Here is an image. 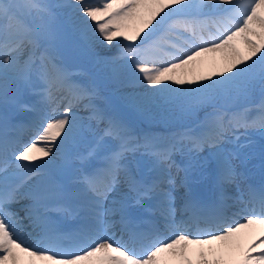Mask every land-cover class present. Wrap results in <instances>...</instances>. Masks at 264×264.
Wrapping results in <instances>:
<instances>
[{"label":"snow or ice","instance_id":"6c2138e0","mask_svg":"<svg viewBox=\"0 0 264 264\" xmlns=\"http://www.w3.org/2000/svg\"><path fill=\"white\" fill-rule=\"evenodd\" d=\"M57 16L110 79L132 89L134 107L210 110L167 137L136 134L96 108L94 86L56 62ZM113 46L114 55L101 54ZM25 88L34 99L17 104L31 118L6 121L0 136V264H264V185L248 186L246 201L225 191L237 177L233 160L252 155L243 151L250 130L264 138V0H0V102ZM257 89V105L230 110L229 101ZM83 101L87 114L77 115ZM253 107L258 116L249 119ZM197 168L214 182L207 205L178 192ZM145 206L152 218L132 214ZM54 211L80 224L61 231Z\"/></svg>","mask_w":264,"mask_h":264},{"label":"rangeland","instance_id":"374dc122","mask_svg":"<svg viewBox=\"0 0 264 264\" xmlns=\"http://www.w3.org/2000/svg\"><path fill=\"white\" fill-rule=\"evenodd\" d=\"M51 2L56 4L63 2V0H51ZM56 11L59 12L60 10ZM54 23L61 26L64 32V40L55 46L56 62L59 64L60 55H62L63 59L66 61V65L70 67L69 71L73 72L75 75L72 77L74 80H78L83 84L95 87L96 95L92 100V103L96 106V108L106 115L115 116L117 118H119V115H126L129 122L127 124L136 134L141 136L148 134L159 138L160 135L163 134V128L183 129L193 126L197 122V119L203 116L204 111L210 110L205 109L199 113H193L182 111L178 107L169 105H152L149 107L139 108L134 107L126 98V95L130 92L131 88H124L122 87V84L110 79L108 69H106L103 65L94 67L96 64L94 62V58L79 48V46L75 43L72 33H67L69 30L65 27L67 24L66 19L62 18V16H57ZM124 43L126 44L127 42ZM116 50V46H113L110 51L102 50L101 54L114 55ZM185 87H187V85H185ZM10 96L11 93L9 94L8 99ZM242 99L244 98L241 97L233 99L229 101V104L234 102V105L236 106L243 102ZM0 103L1 105L4 104L3 102ZM65 103L66 102H64L63 105ZM78 114L83 116L87 113L82 109L78 112ZM153 126H155V128H153ZM93 127L99 130L104 127V124L94 123ZM86 146L87 141L85 140V142L80 143L76 147H82V149H85ZM203 157L204 154H202V159Z\"/></svg>","mask_w":264,"mask_h":264},{"label":"bare ground","instance_id":"6f19581e","mask_svg":"<svg viewBox=\"0 0 264 264\" xmlns=\"http://www.w3.org/2000/svg\"><path fill=\"white\" fill-rule=\"evenodd\" d=\"M99 65H102V64H98V63H96L95 64V66L94 67H97V66H99ZM202 70L204 71V72H208V71H210L211 70V65L210 64H208L207 62L203 65V67H202ZM124 85V86H123ZM122 87H124V88H127L128 86L126 85V84H122ZM132 91V89L130 90V92ZM83 103H85V102H82V104ZM14 104V103H13ZM13 104H11V106L13 105ZM81 104V105H82ZM29 133H31V131H29ZM49 159H51V158H49ZM58 162V161H57ZM195 172H196V170H195ZM203 176H204V174L203 175H201V173L199 174V177L202 179V181H204L203 179ZM22 203H28V201H22ZM181 203V202H180ZM180 203L177 205V210H179V208H180ZM21 214L22 215H24V213L23 212H21Z\"/></svg>","mask_w":264,"mask_h":264}]
</instances>
